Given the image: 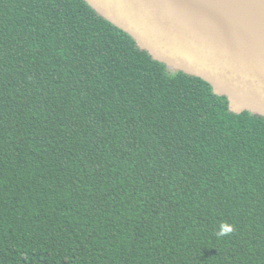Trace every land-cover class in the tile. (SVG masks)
<instances>
[{"label": "trees", "instance_id": "1", "mask_svg": "<svg viewBox=\"0 0 264 264\" xmlns=\"http://www.w3.org/2000/svg\"><path fill=\"white\" fill-rule=\"evenodd\" d=\"M0 264H264V115L87 0H0Z\"/></svg>", "mask_w": 264, "mask_h": 264}, {"label": "water", "instance_id": "2", "mask_svg": "<svg viewBox=\"0 0 264 264\" xmlns=\"http://www.w3.org/2000/svg\"><path fill=\"white\" fill-rule=\"evenodd\" d=\"M173 72L264 115V0H87Z\"/></svg>", "mask_w": 264, "mask_h": 264}, {"label": "clouds", "instance_id": "3", "mask_svg": "<svg viewBox=\"0 0 264 264\" xmlns=\"http://www.w3.org/2000/svg\"><path fill=\"white\" fill-rule=\"evenodd\" d=\"M233 231V227L231 225L222 224L219 231L217 232L218 236H225L230 234Z\"/></svg>", "mask_w": 264, "mask_h": 264}]
</instances>
